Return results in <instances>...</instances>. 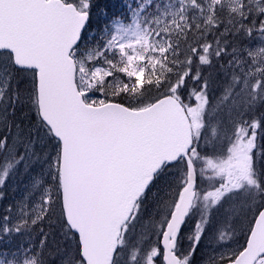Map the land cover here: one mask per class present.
<instances>
[{"label":"snow or ice","instance_id":"6c2138e0","mask_svg":"<svg viewBox=\"0 0 264 264\" xmlns=\"http://www.w3.org/2000/svg\"><path fill=\"white\" fill-rule=\"evenodd\" d=\"M121 7L0 0V264H264V0Z\"/></svg>","mask_w":264,"mask_h":264},{"label":"rangeland","instance_id":"374dc122","mask_svg":"<svg viewBox=\"0 0 264 264\" xmlns=\"http://www.w3.org/2000/svg\"><path fill=\"white\" fill-rule=\"evenodd\" d=\"M116 5L118 3V6L116 7L115 11H118V14L122 11L121 5L123 4V0H106L105 4ZM100 21H103V16L96 17ZM27 183V177L24 175H18L14 178L9 179L7 183V187L3 190L4 191V198L0 199V210H2L6 205L13 203L14 201L20 199L24 195V184ZM16 243L23 242L21 237L16 238ZM204 251V249H201L200 252H198V256ZM197 264H199V261L197 260Z\"/></svg>","mask_w":264,"mask_h":264},{"label":"trees","instance_id":"16d2710c","mask_svg":"<svg viewBox=\"0 0 264 264\" xmlns=\"http://www.w3.org/2000/svg\"><path fill=\"white\" fill-rule=\"evenodd\" d=\"M105 1L106 0H98V3L101 6V8H106L108 10L109 14H111V13H117L118 14V11H115L116 7L118 6V3L116 5H111V3L105 4Z\"/></svg>","mask_w":264,"mask_h":264}]
</instances>
